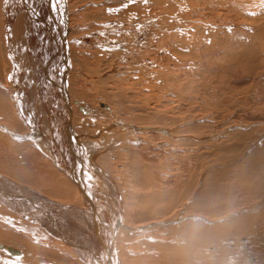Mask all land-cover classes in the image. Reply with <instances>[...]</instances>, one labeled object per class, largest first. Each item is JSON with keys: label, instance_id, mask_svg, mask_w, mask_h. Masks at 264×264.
Masks as SVG:
<instances>
[{"label": "rangeland", "instance_id": "1", "mask_svg": "<svg viewBox=\"0 0 264 264\" xmlns=\"http://www.w3.org/2000/svg\"><path fill=\"white\" fill-rule=\"evenodd\" d=\"M202 1L203 0H199V2H196L195 0H175V1L174 0H142V1L141 0H139V1L138 0H136V1L135 0H117V1L112 0V1H108L107 6L109 8V14H112V15L114 14L113 10L111 11V9H121V8H124L125 5H127L128 8L135 10L134 14L138 15L136 17L135 22L139 23L140 21H144V23L140 22L141 30L135 31L132 36H134V35L136 36V32H137V36H139L138 33L140 31L142 32V35L140 37H137V38H131V37H129L131 34L129 31H128L129 33H125L122 29H114L115 32L112 33V31H114V30H112L111 35H108V36H111L110 40H108V41L104 40V42H103V40L102 41L95 40V38H97V37H95L93 40H91L90 37L88 38L87 36H84V37H86V39H85L84 37L81 36L82 37L81 44L83 42L84 47H85V45H88V49H89V51H91V55L94 56L92 59L93 63L96 62L94 60H97V58H99L101 52L104 51L105 56H103L104 61H103L102 67H103V69L104 68L106 69L108 66L110 67V68L108 67L107 70L104 69V71H101V78H102L101 81H104L107 84L105 85V83H103L102 85H98L99 88L102 86L100 89L97 90V84L98 83L94 84L95 85L94 86L92 82H89L90 81L89 79H88V81H86V83L87 82L88 83H87V86L85 84V90L88 89V91H86V93H87V96H89V94H90V96L88 98H86V100H82V103L83 104L87 103V105L89 104L91 108H96V106L98 105L97 102L98 103L101 102V103H99L100 106L102 103H103V105H106V106L108 104L111 107L110 109H112L111 111L113 113L116 112L115 114H117V116H118L117 118L119 119L118 124L122 125V127L119 126L116 128V130L118 132H120V135H122L123 132H124V135H127V133H132V131L134 133V134H132L133 136L130 134L131 135L130 139H127L125 141L123 140L122 141L123 143L120 144V145L130 144L133 147L130 146L129 147L130 149L128 148V150L124 151L123 149H119L118 148L119 145L117 144L118 146L116 145V147H114V148H116L115 152H116V150H118V151L120 150V151L119 152L117 151L118 153L116 152L115 154L117 156L120 153L121 155L120 154L119 155L121 157H118L119 155L117 157L114 156L113 155L114 151H113V153H111V155H109L110 156V157H108L109 159L108 158L103 159V161H105L106 164H108V165L112 164L111 167H113V168L108 166V168L106 167V169H105V166H103V170L105 169L104 172L105 173L107 172L108 174L107 173L106 174L111 179L114 180V183H115L116 188H117L116 190H118V193H120V195L122 194L121 199L119 200L121 203H123V204H121V206L125 205L124 207L122 206V213L123 214L121 215V222H122L123 227H120V231L118 232L119 239L116 242L121 244V241L124 239H126L125 242L128 241L125 243V245L127 247L129 246L127 251H126L128 258L126 256H123L121 254L122 252L120 253V251L122 249L121 248L122 244H121V246L119 245L120 246L119 250H117L118 249L117 248L118 243H116V248H115L116 252L114 250L115 256L113 258L118 256L117 259H120V260H118V261H120L119 264H127L126 261L128 262V260L130 259L129 260V262H130L131 259H133V257H135L136 259H134L133 262L131 261L132 262L131 264H136V263H138V264H141V263H143V264H154V263L160 264L161 262L162 263L164 262L163 264H165L166 261H167L166 264H170L168 261L171 260V257H172L171 264H174L175 262H176V264H178V263L179 264H187V262H188V264H193L194 260L192 258L195 254V250L204 251L203 252V254L205 253L204 257H202L204 259L203 262L209 263L211 261L210 260L208 261V259H207L208 257H207L206 253L209 254L211 252H215L216 247H217V249L222 247V246L218 247L216 245L219 243V239L225 242L224 243V242L220 241L221 243H223L222 245L225 247L218 249L219 251L217 254V257L219 256L218 257L219 259L224 260L222 262L223 264H234V263L238 264L239 262L237 263V259H239V257H238L239 255L242 256L241 261L244 262L245 264H257V262H259L258 264H260V263L264 264L263 262H260L261 261L260 257L264 251V248L262 250L259 247L253 246V244L249 242V241L253 240L254 238L258 239L259 236H261V234H263V230L260 231L255 226V224H258V222L257 223L255 222V224L252 222L256 219L254 217H257V215L260 216V217L259 216L257 217V220H258V218L263 219L262 217L264 216L263 215L264 214V187H263L264 186V180H262L264 178V168H263L264 164H261L262 165V167H261V165L259 164L260 159H253L255 157L260 158V157H258L260 155L256 152H260L261 150H263V151H261L262 153L260 152V154L262 155V158L264 157V155H263L264 154L263 153L264 152V57H263L264 56V38L263 37L264 36L259 34V33L262 34V32H260V28L264 25V9H262L264 7V5H263L264 0H260V2L262 4L258 3L259 2L258 0H255L254 2L252 0H248V1L246 0L247 2L250 1L249 3L246 2V5H244L245 0H233V1L229 0L230 2L232 1L231 3H233V7L238 5L235 7V9H236L235 14H234L233 7L231 6V4L226 3V1L224 3L221 0H218L220 2L215 0V2L218 5L214 2V0H204L203 2ZM242 1L244 4L242 3ZM251 1L253 3H251ZM205 2H206V4H204ZM235 2H237L238 4L236 3V5H235ZM194 3H196V4H194ZM211 3H214V4H211ZM254 3H255V5H257L256 9L254 7L255 6ZM143 4L145 5V7ZM241 4L245 8H243ZM250 4H252V5H250ZM155 6H157L156 10H155ZM214 7H216V8H214ZM83 9H81V10H83ZM137 10H138V12H137ZM216 10H217V12H216ZM250 10L253 12L250 13L251 12ZM219 11L221 12V14ZM238 11H239V13H238ZM149 12H150V14H149ZM239 14L241 16H239ZM116 15H117V17L116 16H114V18L112 17V19L114 21H116V18H118L119 13ZM255 15H256V17H255ZM145 17H147V19L148 18L149 19L148 20L144 19ZM150 17H153V19L150 20ZM176 18H177V20H176ZM137 19L138 20L142 19V20L138 21ZM253 19H255L256 21ZM149 20L152 22H150ZM153 20H154V22H153ZM116 24H117V21L115 22V25ZM167 24H168V26H166ZM240 26H242V27L240 28ZM245 26H246V28H245ZM247 26H249V27H247ZM256 26H257V28H256ZM140 28H138V29H140ZM144 28H145V30L146 29H148V30L145 31ZM151 28H152V31H151ZM143 32H145V33L143 34ZM147 32H149L150 34L148 35ZM228 33H230L231 35ZM232 33H233V37L236 36V38H237V39H235L236 42H235L234 38L231 39L228 37V36H232ZM238 33L242 36H240ZM117 34H118V36H117ZM172 34L175 37H173ZM251 34L253 36H254V34L258 35V37L251 38L252 37ZM147 35L149 36V39H148L149 41L147 40V38H148V37H146ZM117 37H119L118 38L119 40L117 39ZM170 37H171V39H170ZM181 37L183 38V40H181ZM247 37H250L251 39L247 40ZM259 37H261V38H259ZM172 38H173V40H172ZM113 39H115V40L117 39V40L114 41ZM202 40H204V41H202ZM230 40H232V42ZM183 41H184V43H183ZM187 41H188V43H187ZM97 42H99L100 44ZM230 42L232 43V45ZM166 43H167V45H166ZM176 43H177V45H176ZM92 44L94 47L92 46ZM96 45H99V47ZM102 45H104V46L106 45V47L103 48ZM142 45H144V46H142ZM81 46L83 47V45H81ZM256 46L259 48L261 47L260 49H262V50L256 48ZM190 47H192V49ZM99 48H101L103 51L100 50ZM113 49H117V50L115 51ZM190 49H191V52H190ZM98 50H100V51H98ZM110 50H112V51H110ZM137 51L138 52L140 51L141 53L140 52L138 53ZM256 51H257V53H256ZM144 52H146V53H144ZM188 52H190V53H188ZM195 52H197V53L195 54ZM233 52H234V54H233ZM251 52H254V53H251ZM93 53H95V54H93ZM104 53H103V55H104ZM112 53H114V54H112ZM183 53H184V55H183ZM118 54H122V55H118ZM139 54H141L140 55L141 57H139ZM111 55H113V56H111ZM180 55H182V57H180ZM121 57L123 58V60H121ZM184 57H185V59H184ZM138 60L143 63L144 66L142 68L139 67L140 63L138 62ZM203 62H204V64H203ZM104 65H106V66H104ZM114 66L117 68H115ZM111 67H114L115 70L117 69L119 71H115L116 72V74H115L114 68H111ZM108 69H109V71H108ZM30 70H31V68H29V70L26 73L27 77H29ZM110 70H112L111 71V72H113L112 74H111ZM149 70H151V71H149ZM146 71H147V73L149 72L148 73L149 75H151V76L153 75V76L152 77L148 76V78H147L148 74L146 73ZM109 73L112 77H110ZM107 76H109L110 78ZM42 78H44V76H40L39 79H42ZM239 78H241V79H239ZM172 79H173V81H172ZM174 79H176V80H174ZM116 80H117V82H116ZM177 81H178V83H177ZM81 82H83V81H81ZM111 84L112 85L114 84V86H112ZM166 84H167V86H166ZM37 85H38L39 95H42V90L44 87H43V85H41V88H40L39 82L37 83ZM92 85L95 89L93 87H92L93 89L90 88ZM111 86H112V90L110 88ZM118 86H119V88H118ZM169 86H170V88H169ZM177 86L180 88H177ZM67 87H68V84H67ZM99 91L102 95L99 94ZM111 91H112V93H111ZM113 91H115L116 93L118 91L119 92L117 94H115V92L113 93ZM143 92H144V94H143ZM179 92H181V94ZM96 93H98V94H96ZM110 93H111V95H110ZM107 94H109L110 96ZM95 95H98V96H95ZM100 95L102 97H100ZM112 95L114 97H111ZM103 96L104 97L106 96L107 98H103ZM90 97H92V98H90ZM115 97H117L116 99L118 101L115 99ZM95 99H97V100H95ZM106 99H108V100H106ZM85 101H87V102H85ZM108 101H109V103H108ZM116 101L118 103H116ZM119 102H121V103H119ZM110 103H112V104H110ZM113 103L114 104L116 103L117 105H114ZM123 103H126V104H123ZM127 104H129V105H127ZM135 106L136 107L138 106V108H136ZM152 111H154L155 113ZM95 112H96V110L94 111L93 115L96 118H98V120H102L104 118L102 120V121H104V123L110 122V120H112L111 116L106 117V115H102L101 113L98 114V112H96V113ZM106 113H107V115L108 114L110 115L109 111H107ZM139 113H141V114H139ZM152 113H153V115H152ZM96 114H98V115H96ZM75 115H77V114H75ZM136 115L139 116V118L136 117ZM150 116H152L153 120ZM105 118H107V119L105 120ZM132 122H135V123H132ZM149 122L152 123L153 125L150 124ZM145 124H147V125H145ZM127 126H130V127L127 128ZM144 126L149 127V129L146 128L147 132H145L146 130L144 129L145 128ZM134 127L135 128L138 127L140 130H138V132L134 131L133 130ZM85 130H87V129H85ZM89 130H92V127L91 128L89 127ZM130 130H131V132H130ZM182 131H184V132H182ZM196 134H197V136H196ZM9 137H10V140H14V141L10 142L11 147H13L14 144H12V142L17 143L16 139H18V138L15 139V137L10 136V135H9ZM20 140L22 141V139H18V144H22V143L24 144V142L26 141V140H23L21 142ZM27 141H29V140H27ZM239 142H241V143H239ZM132 143H134V144H132ZM256 146H258V148ZM132 148H134V149H132ZM121 150H122V152H121ZM130 150H133V152ZM135 150L137 152H135ZM134 152L136 154H134ZM124 154H128L130 156L124 155ZM251 154H257V155H255V157L253 155V158H252ZM112 156H113V159L110 160V158H112ZM131 156L133 158L134 157L137 158L138 160L136 161V160L131 159ZM116 158H118V159L121 158L120 160H117L119 163L116 161ZM122 158L123 159L125 158V159L122 160ZM96 159H95V163H97V164L101 163V165H103L102 160H100L101 162L99 163L98 158H96ZM126 159L127 160L131 159V160H133V162L128 160L130 164H128V162H125V164H124V161ZM111 161H113L114 163L113 162L111 163ZM262 161L264 162V159H262ZM263 162H260V163H263ZM131 163H133L134 166H132L133 164H131ZM135 164H137L138 167L137 166L135 167ZM144 164H145V167H144ZM124 165H125V167H124ZM126 165L129 166L127 169H125L127 167ZM130 166H132V168ZM140 166H143L142 168H144V169H142ZM150 171H151V173H148V174L146 173V172H150ZM149 174H151V177H149L150 176ZM115 175H117V176H115ZM142 175L143 176L145 175V177H143ZM131 176H132V179H131ZM259 176L262 179H260ZM135 177H136V179H135ZM9 178L12 179L9 182V185L12 184L10 186L12 191H14L13 188L17 189L16 186L19 185L18 186L19 189L22 187L23 192L25 191L24 189H26V191L29 190L30 197L31 196L35 197L37 195L36 198H39V199H37L38 201H43V202L48 201L49 202V200H50L49 196L44 191H43L44 193H42V191H40L39 189L32 187L30 184H29L30 186L25 185V183L24 182L21 183V181H20V183H18L19 181L18 182L15 181L14 177H12V176L11 177L9 176L8 179ZM137 178H138V180H140V182L137 180ZM145 178H146V182L144 180ZM149 178L152 179V181H153V189L152 190L156 191V193L159 191L158 195H157L158 198L154 201H151V202H150V199H148L147 197L151 196V199H152V195H154V192L150 189L148 190V187L146 185L147 180ZM136 181H138V182L136 183ZM246 181H247V183H246ZM11 182H13V183H11ZM16 182H17V185L14 186ZM127 182H128V184H127ZM251 184H254V185L256 184L258 186L253 185L254 186V188H253V186ZM20 185H22V186H20ZM132 185H133V187H130ZM144 185L147 187V189L145 188ZM26 186H28V187H26ZM249 186L251 189L249 188ZM30 187H31V189H30ZM244 188L248 189V192L245 191L246 189L244 190ZM106 189H107V187H106ZM145 189L147 191H144ZM33 190H35L36 192ZM242 190H244V191H242ZM39 191L42 193V195H41V193H39ZM150 191H152L153 194L147 193ZM23 192H22V194H24ZM145 192H146V194H145ZM34 193H35V195H34ZM108 193H110V192L108 191ZM110 194L112 195V193H110ZM169 194H170V196H169ZM126 195L129 198L126 197ZM146 195H148V196H146ZM103 197H107V196L104 195ZM145 197L149 201H146L147 199ZM167 197H168V199H167ZM43 198H44V200H43ZM163 198L164 199L166 198V200H164ZM250 198H251V200H250ZM45 199H47V200H45ZM185 199H186V201H185ZM109 200H110V198H109ZM163 201H165V202H163ZM132 202H134V203H132ZM153 202L154 203L157 202L156 204L158 206L156 204H154ZM1 204L2 203H0V205ZM58 204H62V203L58 202V199H57V205ZM3 205L0 206V208L2 207L0 209V211H2V212L8 211L7 210L8 208L6 209V211H5V209L3 210V208H6L5 207L6 204L3 203ZM40 205H42V204L40 203ZM112 205H113V203H112ZM155 205L157 207H160V208H157ZM164 205H165V207H164ZM6 206L8 207V205H6ZM46 206L43 205L44 208H46ZM139 207L141 208V210ZM10 208L11 207H9V210H10ZM82 208H83V206H82ZM153 208H155V209L153 210ZM134 209L135 210L137 209L136 211H138V214H136L137 213L136 211L133 212ZM11 210H12V208H11ZM11 210H10L9 215L13 216V213L15 211L13 212ZM142 210H143V214L144 215L146 214L145 215L146 217L141 216V215H143L142 212H141V215H139L140 211H142ZM149 211H151V212H149ZM179 211L181 213L177 214ZM18 212L16 211L15 212L16 214L14 213V216L16 215L15 218H18V216L20 214L21 215L19 217V219L21 218L20 220H24V221L26 220V222L34 224L35 220L32 219V217H31L32 215H34L32 210L27 211V214H29L28 212H30L29 216L26 215L27 218H26V216L22 215L21 212H19V213ZM150 213H151V215H150ZM161 213L164 217L163 220L161 217L162 216ZM6 214H8V213L6 212ZM60 214H62V213H60ZM65 214L63 213V215H65ZM68 214L70 217L67 216ZM77 214L81 215V216H78ZM155 214H156V216H155ZM164 214H166V215H164ZM178 215H181L182 217L186 216L187 219H186V217L181 218L184 220L183 221L180 218H178L179 217ZM0 216H1L0 217L1 218L0 224L3 225L2 221L5 220L6 216L2 213H0ZM65 216L68 218V223H67V225L69 224L68 227L71 228L73 225L75 230L78 228V226L76 227V225H78V224H81L82 227H84L86 229L89 225L88 220H90V217L88 215H86L85 213H78V211H75V213H74V211L73 212L69 211V213H67ZM147 216H149V217L147 218ZM176 216H178V217H176ZM189 216H190V218H188ZM212 216L216 217L217 219L219 218V219L215 220V221L209 220L210 222L207 221L208 218H206V217H212ZM198 217L200 218L198 220L199 222L196 221L198 219ZM247 217L248 218L252 217V218H250L251 222H249V224L246 225L249 227L248 230H253L252 233H249V232L246 233V232L242 231V229H241V226L243 225L244 220L248 219ZM28 218H29V220H28ZM80 218H81V220L85 219L86 220L85 222H87L88 225L87 226L84 225V222L82 223L80 221ZM87 218H89V219H87ZM144 218H146V219H144ZM154 218H159L162 221L161 222L159 220L160 223L158 221H154L155 223L158 222L157 225H155L154 222H151V223H154V227L156 226V228L154 229L156 231H153V232L147 234L148 236L146 234H144L145 237L144 236L140 237L141 238L140 241H143L144 245L141 244L142 242L140 243V245L136 242L134 243V241L136 240V234H138L142 230L144 232V230H145V227H144V229L136 231V228L138 226H141L140 221L147 220V219H154ZM216 218H214V219H216ZM99 219L107 221L106 220L107 218L102 219L100 217ZM188 219H189V221H188ZM241 220H242V222H241ZM181 221H183V223L185 221L186 222L187 221L188 222L194 221V223L193 222L189 223V226L187 225V228L182 227V228L176 229L175 227H173V226H176V224L181 225V223H182ZM201 222H202V224H201ZM75 223H76V225H75ZM143 223H145V222H142V224ZM233 223L235 224V226ZM252 224H254V226ZM4 225H5V223H4ZM127 225L129 226V228L132 226L133 227L128 229V228H126V227H128ZM196 225H198V226H196ZM246 226L243 225L242 228L246 227ZM259 226H260V224H259ZM157 228H158V230H157ZM188 228H190L191 231ZM196 228H198V229H196ZM17 229L20 232L19 228H17ZM17 229H16V231H17ZM123 229L125 230V233H126L125 236H127V237H125L123 234H122V236L120 235V232ZM183 229H185L186 233L182 231ZM193 229H195L196 232L199 231V234L198 235L196 234V236H195V234H191L192 232H194ZM72 230H74V229H72ZM175 230H176V232H175ZM243 230H245V229H243ZM3 231H5V233H8L11 230H9V228L8 229L6 228V230L3 228ZM130 232H131V234H129ZM226 233H228V234L226 235ZM241 233H243V234H241ZM258 233H260V234H258ZM17 234L19 236L22 235L21 233H17ZM193 235H194V238H193ZM251 235H253V236H251ZM120 236L123 239H121ZM198 236H200V237H198ZM211 236H213V237H211ZM217 236H218V238H215ZM101 237H103V236H101ZM105 237H104V239H101V240H105ZM185 237H187L189 239V241ZM196 237H198L199 239L197 238V240H196ZM204 237L206 239H208L209 242H210V239H218V241L216 240L217 243H215V244L210 243L209 245H207L206 244L207 242H205L206 239ZM207 237H210V238H207ZM129 238H133V239H129ZM182 238H184V239H182ZM2 240H3V242H2ZM229 240H231V241H229ZM196 241L197 242L200 241V242L198 244H196ZM137 242H139V241H137ZM146 242H148V243H146ZM188 242H190V243H188ZM226 242H227V244H226ZM237 242H238V244H237ZM0 243H2V244L4 243V244H6V246H11L15 249L22 250L24 252V256L26 255L27 260H29L28 263L30 262V259L35 258V260H36L37 257H41L40 256L41 252L38 254H36L33 251L29 252V250H27L25 248L24 244L14 243L13 241L10 243L8 240H4L3 238L0 239ZM133 243H134V245H133ZM162 243H163V245H162ZM131 244H132V246H131ZM169 244L171 247L169 246ZM136 245L139 247H136ZM198 245H202V246L198 247V249H196V247ZM218 245H220V244H218ZM177 246H179V247H177ZM206 246H209V248L208 247L206 248ZM131 247L134 249L132 250ZM161 247L162 248L164 247V248L162 249ZM192 247H194V248H192ZM141 248H142V250H141ZM149 248H151L150 249L151 254H150V252H148ZM178 248H180V250H178ZM188 249L193 253L190 254V251ZM238 249H240V251ZM54 250L57 254V249L55 248ZM129 250H132V251L130 252ZM134 250H135V252H134ZM136 250H139V251H136ZM140 250L142 251L143 255L140 252ZM163 250H165V252ZM222 250L224 252H222ZM166 251H167V253H166ZM228 251H229L230 255L227 254ZM256 251H257V253H256ZM31 252H32V255H31ZM49 252H45V255H42V256L46 257L45 263L43 261H41L42 259L41 260L39 259L40 260L39 264H48V261H49V264H52L51 262L57 264L56 263L57 260L60 264H86L82 260H80V258L78 259V257H75V254H73L75 252L72 251L73 252L72 253L71 250H70V252H68V254L66 253V255L68 256V259H66V260L62 259L59 256L54 255L53 254L54 252L53 253L52 252L49 253ZM144 252H145V254H144ZM156 252H157V254H156ZM43 253L44 252H42V254ZM220 253H226V257L224 256V258H221L222 254H220ZM134 254L138 257V259H139V257H141L142 262H141V258H140V261L138 260L139 262H137V257L134 256ZM138 254L140 256H138ZM153 255H155V256H153ZM246 255L247 256L249 255V256L245 257ZM253 255H256V256H253ZM12 256H14V257H12ZM12 256L9 253H7L6 251L0 250V260L5 261L6 264H23V262L21 261L22 259H17L18 257L15 255H12ZM145 256L150 257V258L148 257L149 260H147V258H146V260L148 262H144V261H146ZM158 256H160V257H158ZM73 257H75V258H73ZM129 257H131V258H129ZM152 257L153 258L157 257V258L155 260V258L153 259ZM222 257H223V255H222ZM60 258L62 260H60ZM113 258H112V262H115V261H113ZM122 258H123V261H122ZM161 258H162V260H161ZM167 258H168V260H167ZM205 258H206V261H205ZM124 259H126V260L124 261ZM143 259H144V261H143ZM152 259H153V261H151ZM157 259H158V262H157ZM190 259H191V261H190ZM244 259H245V261H244ZM259 259H260V261H259ZM134 261H136V262H134ZM177 261H178V263H177ZM242 262L240 264H244ZM219 264H220V260H219Z\"/></svg>", "mask_w": 264, "mask_h": 264}, {"label": "bare ground", "instance_id": "2", "mask_svg": "<svg viewBox=\"0 0 264 264\" xmlns=\"http://www.w3.org/2000/svg\"><path fill=\"white\" fill-rule=\"evenodd\" d=\"M108 1H112V0H65L64 4L62 5L63 17L61 19L59 11L54 13L52 10V7H51L52 0H0V203H2L1 205H3V203L8 205V207L5 205L6 208H3V210L5 209V211L8 208L7 209L8 211H6L8 214H6V212L0 211V213L4 214L6 216L5 220L2 221L3 225L0 224V239L3 238L4 240H8L10 243L13 241L14 243L24 244L25 248L27 250H29V252L33 251L36 254L41 252V254H40L41 257H37L36 260H35V258L30 259V262H29L30 264H39L41 259H42L41 261H43L45 263L46 257L42 256V255H45V252H49V251L52 253L54 252L53 253L54 255L59 256L62 259L66 260V259H68V256L66 255V253L68 254V252H70V250H71V252L72 251L75 252V253L72 252L73 254H75V257H78V259L80 258V260H82L86 264H119L120 263V261H118L120 259H117L118 256H116L115 258H113V257L115 256L114 250L116 252V249H115L116 243H118L116 241L119 239L118 232L120 231V227H123L122 222H121V215L123 214L122 213V206L123 205L121 206V204H123V203H121L119 201L121 199L122 194L120 195V193H118V190H116L117 188H116V185L114 183V180L111 179L107 175L108 174L107 172H106L107 174L104 172L106 167L107 168H108V166L111 167V165H112L111 163L113 161H111V163L109 162L111 165H108L105 163V161H103V159H107L108 157H110L109 155H111V153H113V151H114L113 155L116 156L115 153L118 150H116V152H115L116 148H114V147H116L117 144L119 145V146L117 145L119 149H123L124 151L128 150V148L131 146L130 144H123V145H120V144L123 143L122 142L123 140L125 141L127 139H130L131 135L134 133H133V131H132V133L126 132L127 135H124V132H123V134L120 135V132H118L116 130V128L119 126L122 127V125L118 124V121H119V119L117 118L118 116H117V114H115L116 112L113 113L111 111L112 109H110L111 107L108 104L106 106V105H103V103H102L100 106L99 103H101V102L98 103L96 101L98 104L96 106V108H91L89 104H88L89 105L88 106L87 103H84V104L82 103V100H86V98H88L90 96L89 93H88L89 96H87V93H86V91H88V89L85 90V84L87 86L88 82L86 83V81H88V79L90 80L89 82L93 83V85L98 83L97 84V90L102 87L101 86L99 88L98 85H102L103 83H105L104 81H101V79H102L101 78V71H104V69H105V68L103 69V67H102L103 61H104L103 56H105V53L101 48H99L103 52H101V54H100L99 58H97V60H94L96 62L93 63L92 59L94 56L91 55V51H89L88 45H85V47H84V43L82 42V44H81V41H82V37H84V36H87L88 38L90 37L91 40H93L95 37H97V38H95V40H100V41L103 40V42H104V40L108 41V40H110V37H111L108 35H111V31L114 29H122L125 33L130 32L131 34L129 37L137 38V37H140L142 35L141 31L138 33L139 36H137V32H136V36L135 35L132 36V35L134 34L135 31L141 30L140 22L144 23V21H140L139 23L135 22L136 17L138 15H135L134 14L135 10L128 8L127 5H125L124 8H121V9H111V11L113 10L114 14L113 15L109 14V8L107 6ZM195 1L199 2V0L198 1L195 0ZM221 1H223L224 3L226 1V3H230L231 6L233 7V3H231L233 0L231 2L229 0H221ZM247 1L246 0L244 1L245 4L243 3V1H242V3L244 5H246ZM252 1L254 2L255 0H252ZM252 1H251V3H253ZM258 1H259L258 3H261L260 0H258ZM214 2H215V0H214ZM218 2H220V1H218ZM249 2H247V3H249ZM236 3L237 2H235V5H236ZM194 4H196V3H194ZM204 4H206V2ZM211 4H214V3H211ZM250 5H252V4H250ZM254 5H255V3H254ZM236 6H238V5H236ZM236 6L233 7L234 14L236 13V9H235ZM144 7H145V5H144ZM156 7L157 6H155V10H156ZM242 7L245 8L243 5H242ZM254 7L256 9L257 5H255ZM80 8L81 9L84 8V9L81 10ZM214 8H216V7H214ZM262 9H264V7ZM137 12H138V10H137ZM216 12H217V10H216ZM252 12L253 11H251L250 13H252ZM118 13H119V16H118V18H116L117 24L115 25L116 21H114L112 19V17L113 18H114V16L117 17L116 14H118ZM238 13H239V11H238ZM149 14H150V12H149ZM220 14H221V12H220ZM239 16H241V15L239 14ZM255 17H256V15H255ZM144 19H147V17H145ZM152 19H153V17H150V20H152ZM139 20H142V19H139ZM176 20H177V18H176ZM253 20H255V19H253ZM150 22H152V21H150ZM153 22H154V20H153ZM166 26H168V24ZM241 27L242 26H240V28ZM247 27H249V26H247ZM138 28H140V29H138ZM145 28H144V30H145ZM245 28H246V26H245ZM256 28H257V26H256ZM146 30H148V29H146ZM151 31H152V28H151ZM114 32H115V30L112 31V33H114ZM260 32H262V34L261 33H259V34L264 36V25L260 28ZM144 33L145 32H143V34ZM147 33H148V35L150 34L149 32H147ZM228 34H230V33H228ZM148 35L146 36V37H148L147 40L149 39ZM117 36H118V34H117ZM172 36H173V34H172ZM240 36H242V35H240ZM119 37H117V39ZM173 37H175V36H173ZM228 37L231 39L234 38V40L237 39L236 36L233 37V33H232V36H228ZM255 37H258V35L254 34V36L252 35L251 38H255ZM261 37H259V38H261ZM84 38L86 39V37H84ZM251 38L247 37V40L251 39ZM170 39H171V37H170ZM113 40L116 41L115 39H113ZM172 40H173V38H172ZM181 40H183L182 37H181ZM202 41H204V40H202ZM230 41L232 42V40H230ZM235 42H236V40H235ZM97 43H99V42H97ZM183 43H184V41H183ZM187 43H188V41H187ZM81 45H83L84 48ZM106 45L105 46L102 45L103 48L106 47ZM166 45H167V43H166ZM176 45H177V43H176ZM231 45H232V43H231ZM92 46H93V44H92ZM96 46L99 47V45H96ZM142 46H144V45H142ZM190 48L192 49V47H190ZM256 48L260 49L261 47L259 48L256 46ZM191 49H190V52H191ZM100 50H98V51H100ZM113 50L116 51L117 49H113ZM260 50H262V49H260ZM110 51H112V50H110ZM190 52H188V53H190ZM103 53H104V55H103ZM144 53H146V52H144ZM196 53L197 52H195V54ZM251 53H254V52H251ZM256 53H257V51H256ZM93 54H95V53H93ZM112 54H114V53H112ZM233 54H234V52H233ZM118 55H122V54H118ZM140 55L141 54H139V57H141ZM183 55H184V53H183ZM111 56H113V55H111ZM180 57H182V55H180ZM184 59H185V57H184ZM121 60H123L122 57H121ZM138 62L140 63L139 67L142 68L144 66L143 63L139 60H138ZM203 64H204V62H203ZM104 66H106V65H104ZM114 67H111V68H114ZM29 68H31V70L29 73V77H27L26 73L29 70ZM107 68L105 70H107ZM115 68H117V67H115ZM115 68H114V72L119 71L117 69L115 70ZM108 71H109V69H108ZM111 71L112 70H110V72ZM149 71H151V70H149ZM112 73L113 72H111V74ZM146 73H147V71H146ZM115 74H116V72H115ZM109 75H110V73H109ZM40 76H44V78L39 79ZM148 76L152 77L153 75L151 76L148 74L147 78H148ZM10 77H11V80L9 79ZM107 77H109V76H107ZM110 77H112V76L110 75ZM239 79H241V78H239ZM174 80H176V79H174ZM81 81H83V82H81ZM172 81H173V79H172ZM38 82L40 83V88H41V85H43V87H44L42 90V95H39V92H38V85H37ZM116 82H117V80H116ZM177 83H178V81H177ZM67 84H68V87H67ZM106 84L107 83H105V85ZM93 85L90 88H92ZM112 86H114V84ZM112 86L110 87L111 90H112ZM166 86H167V84H166ZM118 88H119V86H118ZM169 88H170V86H169ZM177 88H180V87L177 86ZM100 91H99V94H101ZM114 92L115 91H113V93ZM111 93H112V91H111ZM111 93H110V95H111ZM117 93L115 92V94H117ZM179 93L181 94V92H179ZM96 94H98V93H96ZM143 94H144V92H143ZM101 95H100V97H102ZM107 95H109V94H107ZM95 96H98V95H95ZM106 96L105 97L103 96V98H107ZM92 97H90V98H92ZM111 97H114V96L112 95ZM116 98L117 97H115V99ZM108 99H106V100H108ZM95 100H97V99H95ZM87 101H85V102H87ZM117 101H116V103H118ZM121 102H119V103H121ZM108 103H109V101H108ZM116 103L115 104L113 103V104L117 105ZM110 104H112V103H110ZM123 104H126V103H123ZM127 105H129V104H127ZM100 107L101 108L103 107V108L101 109ZM136 108H138V106ZM95 110H96V112H98V114L101 113L102 115H106V117L111 116L112 120H110V122H107V123H104V121H102L104 118L102 120H98V118H96L93 115ZM107 111L110 112V115L109 114L107 115V113H106ZM152 112H154V111H152ZM75 114H77L78 116ZM98 114H96V115H98ZM139 114H141V113H139ZM152 115H153V113H152ZM136 117L139 118V116H137V115H136ZM150 117L152 118V116H150ZM106 119L107 118H105V120ZM152 120H153V118H152ZM132 123H135V122H132ZM150 124H152V123H150ZM145 125H147V124H145ZM89 127L90 128L92 127V130H89ZM128 127H130V126H127V128ZM137 128L134 127L133 130L138 132V130H140V129L139 128L137 129ZM146 128L149 129V127H145L144 129L146 130ZM85 129H87V130H85ZM130 132H131V130H130ZM145 132H147V130ZM182 132H184V131H182ZM9 135L15 137V139L18 138V139H22V141L23 140H26V141L24 142V144L23 143L18 144V139H16L17 143L12 142V144H14V146L11 147L10 142L14 141V140H10ZM196 136H197V134H196ZM27 140H29V141H27ZM239 143H241V142H239ZM132 144H134V143H132ZM131 147H133V146H131ZM256 147L258 148V146H256ZM132 149H134V148H132ZM130 151L133 152V150H130ZM261 151H263V150H261ZM121 152H122V150H121ZM135 152H137V151L135 150ZM135 152H134V154H136ZM260 152H256L260 155V156H258L260 158L255 157V155H257V154H251V156L253 158V155H254L255 158H253V159H260L261 161L259 160V164L261 165V164H264V162L262 161V159H264V157L262 158V155L260 154ZM120 155L118 157H121ZM124 155H128V154H124ZM128 156H130V155H128ZM96 158H98L99 163L101 162L100 160H102L103 165H101V163L100 164L95 163ZM111 159H113V156H112V158H110V160ZM120 159L121 158H119V159L116 158V161L120 160ZM124 159L122 158V160H124ZM131 159L136 160V161L138 160L137 158H135V157L133 158L132 156H131ZM131 159H128V160L133 162V160H131ZM126 160L124 161V164H125V162H128V164H130L129 161L128 160L126 161ZM260 162H263V163H260ZM131 164H133V163H131ZM103 166H105L104 170H103ZM132 166H134V164ZM132 166H130V167L132 168ZM136 166H137V164H135V167ZM124 167H125V165H124ZM128 167L129 166H127L125 169H127ZM140 167L142 168L143 166H140ZM144 167H145V164H144ZM261 167H262V165H261ZM111 168H113V167H111ZM263 168H264V166H263ZM142 169H144V168H142ZM146 173L147 174L151 173V171L146 172ZM149 175H150L149 177H151V174H149ZM9 176L14 177L15 181H17V182L19 181L18 183H20V181H21V183L24 182L25 185L30 184L32 187L39 189L40 191H42V193L45 192L49 196V199H50L49 202L48 201H46V202L38 201L37 199H39V198H36L37 195L35 197H32V196L30 197L29 190L26 191V189H24L25 191L23 192L22 187L19 189V187H18L19 185H17V182L14 185V186L17 185L16 186L17 189L13 188L14 191H12L10 186L12 185L11 183H13V182H11L10 183L11 185H9V182L12 180L10 178H9L10 180L8 179ZM115 176H117V175H115ZM132 176H131V179H132ZM143 177H145V175ZM138 178H137V180H138ZM259 178L262 179L260 176H259ZM135 179H136V177H135ZM144 180L146 182V178ZM262 180H264V178ZM138 181L140 182V180H138ZM138 181H136V183ZM246 183H247V181H246ZM127 184H128V182H127ZM146 185L148 187V190L149 189L152 190L153 189L152 179L149 178L147 180ZM251 185L253 186L254 184H251ZM20 186H22V185H20ZM250 186H249V188H250ZM254 186H253V188H254ZM256 186H258V185H256ZM26 187H28V186H26ZM106 187H107V189H106ZM130 187H133V185ZM147 187L145 186L146 189H147ZM30 189H31V187H30ZM146 189L144 191H147ZM245 189L246 188H244V190ZM244 190H242V191H244ZM33 191H35V190H33ZM40 191H39V193H41ZM108 191L110 193H112V195L110 193H108ZM152 191L147 192V193H151V194H153V192H154V195H152V199H151V196H149L150 198L147 197L148 199H150V202L154 201L158 198L157 195H158L159 191L157 193H156V191H153V192ZM245 191L248 192V189H246ZM22 192L24 194H22ZM42 193H41V195H42ZM145 194H146V192H145ZM34 195H35V193H34ZM104 195H106L108 198L103 197ZM146 196H148V195H146ZM169 196H170V194H169ZM126 197H128V196L126 195ZM168 197H167V199H168ZM109 198L112 202L109 200ZM57 199H58V202H61L62 204L57 205ZM148 199L146 201H149ZM43 200H44V198H43ZM45 200H47V199H45ZM164 200H166V198ZM250 200H251V198H250ZM185 201H186V199H185ZM163 202H165V201H163ZM40 203L42 205H40ZM112 203H113V205H112ZM132 203H134V202H132ZM156 203L157 202H155L154 204H156ZM43 205H45V206L47 205L46 208H44ZM82 206H83V208H82ZM9 207L12 208V210L10 208L11 211H13V212L19 211L24 216H26V215L29 216L30 212H28L29 214H27V211L32 210L34 215H32L31 217H32V219L35 220L34 224L26 222V220L25 221L20 220L21 219V218L19 219V217L21 216L20 214H19V216L17 215L18 218H15V216H16V215L14 216L15 212L14 213L12 212L13 216H10L9 215V213H10ZM164 207H165V205H164ZM157 208H160V207H157ZM154 209L155 208H153V210ZM136 210L134 209L133 212ZM140 210H141V208H140ZM69 211L70 212L74 211V213H75V211H78V213H85L86 215H88L90 217V220H88L89 225L87 224V222H85L86 221L85 219L81 220L82 217L80 218V221L82 223L84 222V225H86V226L88 225L87 229L82 227V225L78 224V223H77L78 225H76V223H75L76 227L78 226V228L76 230L73 227V225L71 228L68 227L69 226V224L67 225L68 218L65 215L67 213H69ZM136 212L135 213L138 214V211H136ZM141 212L143 214V210L140 211L139 215H141ZM149 212H151V211H149ZM60 213H62V214H60ZM63 213L64 214L66 213V214L63 215ZM179 213H181V212L179 211L177 214H179ZM166 214H164V215H166ZM145 215L143 214L141 216L146 217ZM150 215H151V213H150ZM161 215H162V213H161ZM27 216H26V218H27ZM67 216H69V214ZM78 216H81V215H78ZM155 216H156V214H155ZM178 216H176V217H178L180 219L184 217V216L182 217L181 215H178ZM258 216L259 215H257V217ZM100 217L102 219L107 218L106 219L107 221L100 220L99 219ZM148 217L149 216H147V218ZM161 217L163 220V218H164L163 215ZM257 217H254L256 219L255 220L253 219L254 221L252 220L253 221L252 223L255 224V222L256 223L258 222V224H255V226L260 231L263 230V234H261V236H259L258 239L254 238L253 240H251L249 242L252 243L253 246L259 247L263 250V248H264V216L262 217L263 219L258 218V220H257ZM188 218H190V216ZM206 218H208L207 221H209V220L215 221V220L219 219V218L217 219L214 216L206 217ZM214 218H216V219H214ZM250 218H252V217H250ZM250 218H248L247 220L245 219L243 222V225H245V226L248 225L249 222H251ZM87 219H89V218H87ZM144 219H146V218H144ZM186 219H187V217H186ZM199 219L200 218L198 217V219L196 221H198ZM28 220H29V218H28ZM159 220H160L159 218H154V219H147V220L140 221L141 226H138L137 228L135 227L136 231L142 230V229H144V227H145V230H144V232L142 230L138 234H136V240L134 241V243L136 242L140 245V243L142 242L141 244L144 245L143 241H140V239H141L140 237L141 236L143 237L144 234L147 235L153 231H156V230H154L156 228V226L154 227V223H155L154 221L159 222ZM181 220H183V219H181ZM183 221H181L182 222L181 225L178 224L179 225L178 226L176 224V226H173V227H175L176 229L182 228V227L187 228V225L189 226V223H192V222L194 223V221L188 222L189 219L187 222L185 221L183 223ZM142 222H145V223L142 224ZM151 222H154V223H151ZM241 222H242V220H241ZM4 223H5V225H4ZM157 223H155V225H157ZM201 224H202V222H201ZM254 224H252V225L254 226ZM259 224H260V226H259ZM196 226H198V225H196ZM234 226H235V224H234ZM242 226H241L242 231H244L246 233L247 232L252 233L253 230H248L249 229L248 226L243 227V228H242ZM132 227H130V228H132ZM3 228L5 230H6V228L7 229L9 228V230H11V231L8 233H5V231H3ZM17 228H19L20 232L18 231ZM126 228L130 229L129 226ZM16 229L18 232L16 231ZM72 229H74V230H72ZM188 229L190 230V228H188ZM196 229H198V228H196ZM243 229H245V230H243ZM157 230H158V228H157ZM182 231L186 233L185 229H183ZM193 231L194 232H192L191 234H195V236H196V234L197 235L199 234V231L196 232L195 229H193ZM175 232H176V230H175ZM17 233H21L22 235L20 234L21 236H19ZM122 234L124 236L126 235L124 229L120 232L121 236H122ZM129 234H131V232ZM227 234L228 233H226V235ZM241 234H243V233H241ZM258 234H260V233H258ZM101 236H103V237H101ZM121 236H120V238H121ZM251 236H253V235H251ZM104 237H105V240H101V239H104ZM125 237H127V236H125ZM198 237H200V236H198ZM198 237H196V240ZM211 237H213V236H211ZM185 238H187V237H185ZM193 238H194V235H193ZM207 238H210V237H207ZM215 238H218V236ZM121 239H123V238H121ZM129 239H133V238H129ZM182 239H184V238H182ZM125 240L126 239L121 241L122 246H121V244L118 243V247H117L118 249L117 250H119V247L121 246L122 249H121L120 253L122 252L121 254L123 256L127 257L126 251H127L129 246L127 247L125 245V243L128 242V241L125 242ZM187 240L189 241L188 238H187ZM207 240L208 239H206V241H205V242H207L206 243L207 245H209L210 243L215 244L218 241V239H210V242H209V240L208 241ZM137 241H139V242H137ZM220 241H222V240L219 239L218 244H220V245H218V244H216V245L218 247L219 246L225 247L222 245L223 243H221ZM229 241H231V240H229ZM2 242H3V240H2ZM199 242L200 241H198V242L196 241V244H198ZM222 242H224V241H222ZM134 243H133V245H134ZM146 243H148V242H146ZM188 243H190V242H188ZM226 244H227V242H226ZM237 244H238V242H237ZM137 245H136V247H139ZM162 245H163V243H162ZM131 246H132V244H131ZM169 246H170V244H169ZM201 246L202 245H198L196 247V249H198V247H201ZM177 247H179V246H177ZM207 247L209 248V246H206V248ZM222 247H220V248H222ZM55 248L57 249V254L54 250ZM134 248H132V250ZM192 248H194V247H192ZM220 248H218V249H220ZM150 249L151 248L148 249L149 250L148 252L151 251ZM218 249L216 247V251L211 252L212 254L206 253L207 257H208V258L207 257L206 258L208 259V261L209 260L211 261L209 263L203 262L204 259L202 257H204V254H205V253L203 254L204 251L195 250V254H194L193 258L191 257L194 260V263L193 262L192 263L193 264H219V260H220V264H223L222 262L224 260L219 259L218 258L219 256L217 257V254L219 251ZM0 250L6 251L11 256L12 255L17 256L18 257L17 259H22L21 261L23 262V264H29L28 263L29 260H27L26 255L24 256V252L20 249H15L11 246H6V244H4V243L3 244L0 243ZM132 250H129V251L131 252ZM141 250H142V248H141ZM141 250H140V252L142 253ZM178 250H180V248H178ZM238 250L240 251V249H238ZM136 251H139V250H136ZM163 251L165 252V250H163ZM42 252H44V253L42 254ZM134 252H135V250H134ZM222 252H224V251L222 250ZM166 253H167V251H166ZM192 253L193 252L190 251V254H192ZM226 253H220L223 255V257L221 255V258H224V256L226 257ZM256 253H257V251H256ZM144 254H145V252H144ZM150 254H151V252H150ZM156 254H157V252H156ZM227 254L230 255L229 251ZM31 255H32V252H31ZM142 255H143V253H142ZM256 255H253V256H256ZM134 256H136V255L134 254ZM138 256H140V255L138 254ZM153 256H155V255H153ZM248 256L246 255L245 257H248ZM12 257H14V256H12ZM75 257H73V258H75ZM148 257L145 256V260H146V258H147V260H149L150 257L149 258ZM158 257H160V256H158ZM238 257H239V259H237V263L239 262L238 264H240L242 262L241 261L242 256L239 255ZM61 258H60V260H62ZM112 258H113V261H115V262H112ZM129 258H131V257H129ZM140 258L141 257H139V259H138V257H137V262L140 261ZM156 258H155V260H156ZM206 258H205V261H206ZM134 259H136V258L133 257V259H131V261L133 262ZM153 259L151 261H153ZM260 259H261V261H260ZM260 259H259V261L264 263V251H263ZM125 260L126 259H124V261ZM129 260H128V262L126 261L127 264L132 263L131 261L129 262ZM147 260L144 261V259H143L144 262H148ZM161 260H162V258H161ZM167 260H168V258H167ZM171 260H172V257H171ZM171 260L168 261L170 264L172 262ZM122 261H123V258H122ZM190 261H191V259H190ZM244 261H245V259H244ZM134 262H136V261H134ZM141 262H142V258H141ZM157 262H158V259H157ZM51 263L55 264L53 262H51ZM56 263L60 264L58 262V260L56 261ZM163 263L161 262L160 264H163ZM166 263H167V261H166ZM177 263H178V261H177ZM242 263H244V262H242ZM258 263L259 262H257V264ZM48 264H49V261H48ZM136 264H138V263H136ZM141 264H143V263H141ZM174 264H176V262ZM187 264H188V262H187Z\"/></svg>", "mask_w": 264, "mask_h": 264}, {"label": "snow or ice", "instance_id": "3", "mask_svg": "<svg viewBox=\"0 0 264 264\" xmlns=\"http://www.w3.org/2000/svg\"><path fill=\"white\" fill-rule=\"evenodd\" d=\"M64 2H65V0H52V3H51V7H52L53 12L55 13V12L59 11L61 19L63 17L62 5L64 4ZM9 79L11 80V77ZM0 264H6V262L3 260H0Z\"/></svg>", "mask_w": 264, "mask_h": 264}]
</instances>
